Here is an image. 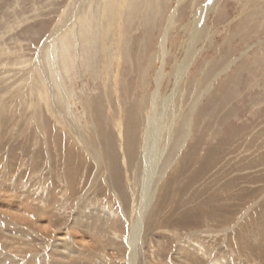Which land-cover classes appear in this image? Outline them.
I'll use <instances>...</instances> for the list:
<instances>
[{
    "label": "rangeland",
    "instance_id": "374dc122",
    "mask_svg": "<svg viewBox=\"0 0 264 264\" xmlns=\"http://www.w3.org/2000/svg\"><path fill=\"white\" fill-rule=\"evenodd\" d=\"M88 1L0 0V213L33 241L19 263L72 235L80 264H127L130 246L132 264H264V0ZM82 196L110 208L100 243L72 227Z\"/></svg>",
    "mask_w": 264,
    "mask_h": 264
},
{
    "label": "bare ground",
    "instance_id": "6f19581e",
    "mask_svg": "<svg viewBox=\"0 0 264 264\" xmlns=\"http://www.w3.org/2000/svg\"><path fill=\"white\" fill-rule=\"evenodd\" d=\"M90 2H92V0L88 1V4H90ZM114 2H115V5H112V6H114L116 8V10L114 12L116 14L117 11H118L120 3L118 5H116V0ZM124 2H126V0H124L123 3ZM88 4H87V7L89 6ZM91 7L87 8L88 16L83 17V20H82L83 29H81V31H83V32L85 31V27H87V26L91 27V23L93 21L94 15H96L95 11L97 10V8L94 10V8H91ZM102 11H103V6H102ZM111 17H113V16H111ZM116 25H118V24H116ZM109 31L106 34H108ZM57 34L58 33H56L55 35L53 34V36L56 37ZM104 36H106V35H104ZM60 38H62V36H59V39ZM61 40L62 39H60V41ZM51 41H52V39H50V40L48 39V41L45 42L46 45L48 43H50ZM104 42H105V39H104ZM52 43H54V45H53V47H52V49L50 51L51 52L50 55L54 54V53H56L58 51H59V54H60V50H62L64 44L62 45L61 43H57L56 39ZM106 43L107 42H105V44ZM161 44L163 46L164 43L162 42ZM56 47H59V50L55 49ZM101 47H104V45L101 46ZM161 52H162V50H161ZM111 54H114V52L111 51ZM160 76H161V74H159V77ZM58 78H59V76H58ZM60 80H61V78H60ZM44 86H46V84H44ZM52 88H53L54 91H56V92L58 91L56 86H53ZM152 120L154 121V122H152L151 128H150V130L152 131V135H150L148 137L147 136L148 133L145 132L146 139L144 138V145H143L144 147H146L147 153L152 152V154L150 155V158H148V168L145 171V174H144V176L142 178V180L144 181V189H143V192H142V195H141V205H140V207L138 209L139 211L137 210L138 214H139L138 216H140V217H142L141 215L144 214V212L147 210L148 204L150 203V199H152L150 191H149V189H150L149 188V186H150L149 183L151 182L152 177L155 174L156 164H158V160L160 159V150H162V149L158 148L159 143L157 144L158 140H156V135H155V133L158 130L160 131V127L158 126V123L160 124V120H156L155 117H153ZM152 129H157V130H152ZM80 136H82V138H80ZM76 138H77V142L80 144L81 148L85 152H87V154L89 155V158L94 162V164L96 165V168L103 167L105 165V161L103 160L104 156L102 154V152H103L102 149L98 148V147L96 149V148H93V146L92 147H88L89 146L88 144L90 142H88V139L85 136H83V134L80 133V132L77 134ZM153 139H155L156 141L153 140ZM153 141H154V143H152ZM86 143H87L88 146H86ZM90 149H92V150H90ZM157 151H159V153H157ZM215 151H216V149H215ZM158 155H159V158H158ZM149 194H150V196H149ZM82 197H83V199L78 202L79 209L76 210L75 216H74L73 221H72V227L74 226L75 228H78L81 231L80 233L86 231V233L92 234L91 235V240H94L95 243L96 242L98 243L99 240H100V237H101V229L104 228L103 224H101L100 221H102L103 219H107L108 217L111 218L110 216H112V214L111 213H107V212L110 211L109 210L110 208H107L108 206H105V204L96 205V206L92 205L93 209H91V211H89L90 209L87 210L86 205L84 206V203H82L84 201V199L86 201H87V199L85 198V196H82ZM5 215H8V214L5 213ZM4 216H1V213H0V264H20L19 263L20 260L17 257L19 255L32 252V248L30 247V245H31L30 242H33L32 241V237L30 236L29 233L26 234V233L16 229L17 226H15V228L12 229L11 227H13V226L11 225L12 222L10 223L11 220H8L9 218L8 219L4 218ZM99 218H100V220H99ZM82 220H86L87 222L93 224V227L83 226L80 223V221H82ZM12 221H14V220H12ZM16 221H19V220H16ZM18 223H20V222H17V224ZM134 224L135 225H134L133 231L132 232L130 231L131 234H132L130 241H132V239H134L136 237V235L138 234L139 222L134 223ZM9 225H11V227ZM20 228H23V227H20ZM43 228H44V230L46 229L47 231L50 232L51 230H53L54 227L45 226ZM140 228H141V225H140ZM130 230H131V228H130ZM64 233H65V231L63 232V234ZM84 233H82V234H84ZM58 234H59V232H58ZM65 235H68V232L65 233ZM71 238H73L72 235L69 236V238L66 239L65 241L54 242L52 247H51L50 255L44 256L41 259L37 258V257L36 258H32L29 261H27L28 263L27 262L26 263L27 264H80V263H86V261L83 258L87 259V261H88L87 257H88L89 254L86 253V250H85L84 246H81V248L79 250H75L72 247L71 242H69L70 240H72ZM138 238H139V236L137 237V239ZM137 239H135V240L137 241ZM129 249H128L129 250L128 263L127 262L126 263L127 264H132L134 261L133 262L131 261L132 260L131 258L133 256V255L131 256V254H133L131 246H130ZM99 255H101V254H99Z\"/></svg>",
    "mask_w": 264,
    "mask_h": 264
}]
</instances>
